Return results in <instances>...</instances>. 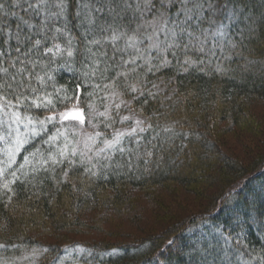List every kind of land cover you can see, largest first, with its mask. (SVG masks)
<instances>
[{
  "label": "trees",
  "instance_id": "obj_1",
  "mask_svg": "<svg viewBox=\"0 0 264 264\" xmlns=\"http://www.w3.org/2000/svg\"><path fill=\"white\" fill-rule=\"evenodd\" d=\"M0 3L4 5L0 23L10 25L13 32L21 23L19 18L35 24H40L43 18L25 12L27 4L23 0L19 6L14 0H0ZM220 6L221 12L212 19L197 22L209 37L205 41L199 30L195 33L204 41L203 52L197 51L199 45L195 40L191 41L192 47L186 48L187 38L180 47L162 45L159 52L151 49L146 53L152 57L150 62L137 59L136 73L130 74L127 81L117 78L115 85L108 88L105 85L113 84L116 71L125 68L103 73L108 58L113 56L110 43L103 47L89 45L93 52L106 53L96 58L101 61L98 65L89 59L85 39L88 26L81 23L82 16L76 15L77 0H66L65 14L49 25L47 39L33 30V41L42 39L43 43L38 46V54L32 53V58L39 62L34 68L28 66L33 73L31 84L37 89L32 98L51 93L56 103L52 111L60 112L76 100L60 104L57 97L79 96L84 113L89 111L90 104L94 105L95 113H106L93 114L95 128L87 123L85 116L84 131H100L108 138L115 129H131L137 119L145 121L143 126L152 127L139 134L143 137L141 151L130 161L131 167L126 157L115 154L110 168L97 177L84 173L81 166L70 171L66 182L61 181L67 163L33 172L38 157L29 155L37 145L45 154L48 150L55 151L67 143L66 135L60 136L55 146L41 144L37 138L21 148L16 163L0 176V245H4L0 247V264H52L61 258L66 264H264V153L246 165L224 154L214 135L216 130L223 133L216 126L218 121H226L230 130H244V116L253 115L247 110L257 101H264V0H219L217 7ZM169 7L171 12H176L175 6ZM55 10L53 6L52 11ZM12 12L16 15H11ZM100 15L103 18L104 14ZM61 24L67 25L74 38L71 57L64 50L67 38L59 35L53 39L55 28ZM220 24L224 35L212 36ZM21 27L26 33L29 31L26 25ZM158 37L165 40L163 33H158ZM92 38L87 36L88 40ZM56 43L61 46V54L45 52ZM149 43L145 40L141 47L148 48ZM124 44V40L117 42L119 47ZM129 53L135 55L132 50ZM165 60L167 65L161 66ZM93 67L101 71L92 75ZM36 75L44 77L43 84L35 79ZM137 82L143 96L125 87ZM113 92L121 95L114 96ZM134 96L137 98L133 99ZM122 100L125 103L117 109L115 105ZM25 103L31 104L32 99ZM30 112L40 118L51 114L47 109L37 108H31ZM125 116L131 119L122 122L121 117ZM6 119L0 115V120ZM63 123L66 126L67 122ZM105 124H111L112 128L106 129ZM57 129L63 130L60 123L55 127L49 125L43 139L55 134ZM250 129L255 133V127ZM97 146L102 144L98 141ZM145 149L152 155L145 156ZM25 156L31 163L24 160ZM22 164L23 171H17ZM12 172L19 179L9 185L12 191H7L3 185L13 180ZM213 180L221 187L201 210L184 214L158 229H139V235L127 234L116 242L57 239L50 243L39 232L52 229L59 236V231L66 227L84 226L82 212L96 207H103L105 214L127 208L130 221L141 224L143 215L130 202L133 191L148 195L156 205L160 204V198L153 195L154 190L172 191L173 184L184 189L198 188ZM170 214L166 212V216ZM39 254L42 260L36 261Z\"/></svg>",
  "mask_w": 264,
  "mask_h": 264
},
{
  "label": "snow or ice",
  "instance_id": "obj_2",
  "mask_svg": "<svg viewBox=\"0 0 264 264\" xmlns=\"http://www.w3.org/2000/svg\"><path fill=\"white\" fill-rule=\"evenodd\" d=\"M14 3L19 6L21 0H14ZM27 7L25 12H32L36 16H42L40 24H35L29 20L19 18L21 23L17 24L15 32L11 31L10 25L0 23V115L7 117L6 120H0V141L8 143L11 140V147L6 148L7 161H0V176H4L12 164L16 163V154L21 152V148L29 145L31 141L40 138L41 144L55 146L56 141L60 136L64 135L59 129L53 135H48V138L43 139L44 135L48 134L49 125L55 127L60 123L64 127V121L76 120L81 126L85 123V116L88 117L87 123L93 128L92 117L95 113L94 105H89V111L84 113L79 108V104L83 101L79 96L57 97V102L60 104H67L75 99L76 103L72 105V109L65 112L52 111L56 108V103L53 101L52 94H41L32 98V95L37 93V89L32 86L33 73L29 70V65L34 68L39 62L32 58L34 51L38 54V46L42 45V39H32L33 30L36 33L44 35L47 39L46 33L50 30L49 25L54 21L59 20L65 14L66 0H23ZM78 10L76 15L82 16L81 23H86L85 29L86 51L90 54L89 59L93 61L94 65L101 63L98 56H106L103 52H93L89 45H99L101 47L110 43L113 48V56L108 58L105 67L102 69L103 73L115 70L117 67H124L125 71H116V75L112 77L113 84L105 85V88L113 87L117 78H127L130 74L136 73L137 59H144L145 63L150 62L152 57L146 55L151 49H156L158 52L162 51V45L166 48L173 46L180 47V43L187 38L188 44L186 48L192 47L191 41L195 40L199 45L197 51H204V41L196 36V31L199 30L206 41L209 37L205 34L206 29H201L199 24L204 19H212L216 13L221 12L222 6L217 7L219 0H77ZM55 6V11H52ZM169 6H175L176 12L170 11ZM4 5L0 3V10H3ZM205 9L208 15L205 16ZM100 14H104L101 18ZM179 14V15H178ZM15 16L16 13L12 12ZM151 16V19H147ZM181 16L183 18H181ZM21 25H26L29 31L26 33ZM148 28L152 31L148 32ZM56 39L59 35L67 38V46L64 50L67 51L69 57L73 56V41L66 24H61L60 27L55 28ZM158 33H163L165 40H160ZM93 36L88 40L87 36ZM223 25L220 24L217 31L212 33V36H222ZM124 40V47H119L117 42ZM150 41L148 48H143L144 41ZM55 49V51H54ZM129 50L135 52L131 55ZM45 52L53 55L61 54L62 49L60 44L56 43L53 47L45 49ZM15 53V55H11ZM215 55L214 52L211 53ZM129 58L125 59L124 56ZM167 61H163L161 66H166ZM189 63H192L189 61ZM7 64L5 67L4 65ZM19 65V67H17ZM14 69V71H10ZM187 69H185L186 71ZM219 70V69H218ZM101 69L93 67L92 75H96ZM151 71V68H149ZM87 75V73H86ZM52 77L49 76V79ZM35 79L41 84L44 83V77L36 75ZM125 87L133 93H139L143 96L144 93L139 89V82L134 84H125ZM114 96H119L121 93L113 92ZM90 95V94H89ZM42 97V98H41ZM137 97H133L136 99ZM32 99L31 104L25 103ZM125 102L122 100L120 104L115 107L119 109L121 104ZM147 103V101H145ZM47 109L51 112L50 115L43 118L35 117L31 114L30 109ZM75 110V112H73ZM96 115H106V113H95ZM131 119L128 116L121 117V121ZM115 123V121H113ZM145 121L137 119L134 126L129 130L115 129L111 133V138L105 133L95 131L89 133L82 132V139L76 143L82 144L83 147L73 146L69 149L68 143L62 147H58L55 151L48 150L47 154L41 150L39 145L29 155L36 159V163L32 166L33 172L41 170L48 171V166H61L67 163L68 168L64 170V176L61 182H66L69 179L70 171H75L78 167L83 166L84 173L90 177H97L103 170L109 169L115 154L121 157H126L128 166L131 167L130 161L140 155L141 142L143 137L140 133L146 132L151 125L143 126ZM14 126V127H13ZM21 126L23 130L21 129ZM106 129H111V124H105ZM168 131V129H164ZM159 135V134H157ZM102 146H97V142ZM150 143V142H149ZM153 147H156L153 145ZM145 156H151L152 152L145 149ZM79 157V159H76ZM24 160L27 163L29 157L25 156ZM104 161V163H102ZM147 163V161H145ZM36 165H39L37 167ZM25 165L22 164L17 171L22 172ZM55 171V167L52 169ZM13 180L5 182L3 187L7 191H12L9 186L19 179L16 172L11 173ZM27 175V173H24ZM75 187V185H74ZM4 245H0L3 247Z\"/></svg>",
  "mask_w": 264,
  "mask_h": 264
},
{
  "label": "rangeland",
  "instance_id": "obj_3",
  "mask_svg": "<svg viewBox=\"0 0 264 264\" xmlns=\"http://www.w3.org/2000/svg\"><path fill=\"white\" fill-rule=\"evenodd\" d=\"M73 102L60 112H65L72 109ZM81 109V106L79 105ZM251 115L244 116L243 121L245 125H242L244 130H230L231 128L226 121H218L216 126L220 129V133L214 131L216 138L220 142V149L224 154L232 155L233 158L239 159L246 165L253 162L256 155L264 153V101H257L248 110ZM75 112V110H73ZM66 126L62 127L61 132L67 137V143L72 142L68 147L71 149L73 146L83 147L82 144H77L78 140L82 139V132L84 127L79 124V121L70 120L66 121ZM243 124V123H241ZM251 125V126H250ZM250 128H256L254 133ZM14 127V126H13ZM217 128V127H215ZM249 130V131H248ZM95 132V130H93ZM92 133V132H90ZM66 144V143H65ZM11 140L6 144L0 141V161H7V154L5 149L10 148ZM60 146V144L58 145ZM63 146V144L61 145ZM17 155V154H16ZM3 165H0L2 167ZM205 180V179H203ZM221 187L220 183L212 181L208 184L202 185V187L182 188L180 185H174L171 192L166 190H154L153 195L159 196L160 201L156 197L155 200L160 204L154 203L148 195L139 191H133L130 199L131 205H135L136 210H140L141 224H133L130 211L126 208L123 211L110 210L106 214L103 212V207H96V210L83 211L81 214L84 226L72 225L59 231V236L56 235L54 230L40 229L39 232L43 234V239L46 242L54 243L57 239L61 241L77 240L84 242H94L98 240H104L107 242H116L123 236L139 235V229H153L160 228L161 226L172 223L174 219L180 218L184 214L193 212L195 210H201L204 205H207L213 198L215 193H218V189ZM156 191V192H155ZM201 194V195H200ZM162 203V204H161ZM171 214L166 216V212ZM85 214V215H84ZM74 215V214H72ZM84 216H87L84 218ZM171 216V217H170ZM92 221V222H90ZM146 231V230H145ZM40 254L36 261H41ZM34 262L33 264H35ZM52 264H66L64 259H57Z\"/></svg>",
  "mask_w": 264,
  "mask_h": 264
}]
</instances>
